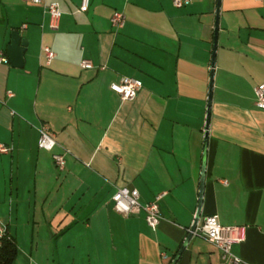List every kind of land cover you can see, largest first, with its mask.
Wrapping results in <instances>:
<instances>
[{"label":"crops","instance_id":"1","mask_svg":"<svg viewBox=\"0 0 264 264\" xmlns=\"http://www.w3.org/2000/svg\"><path fill=\"white\" fill-rule=\"evenodd\" d=\"M80 1L44 0L61 11L52 25L42 5L0 0V53L7 59L12 30L28 40L22 67L0 62V224L17 246L11 264H170L198 205L216 0H90L84 12ZM114 11L125 16L118 29ZM122 77L142 82L131 100L110 88ZM261 83L264 0H219L199 222L246 226L232 246L246 264H264ZM42 125L51 150L37 146ZM121 186L142 203L161 195L155 231L143 212L114 210ZM175 264L226 263L192 236Z\"/></svg>","mask_w":264,"mask_h":264},{"label":"built area","instance_id":"2","mask_svg":"<svg viewBox=\"0 0 264 264\" xmlns=\"http://www.w3.org/2000/svg\"><path fill=\"white\" fill-rule=\"evenodd\" d=\"M32 4L42 5L44 10L49 14L51 23H55L61 16V11L57 2L44 3V0H29ZM261 1V0H258ZM172 5L181 8L189 4L190 0H171ZM90 0H81L78 11L84 12L88 9ZM125 16L121 11H114L110 17L111 25L118 29L123 26ZM42 52L45 57L46 64H49L54 57L53 51L44 46ZM6 57L0 53V62H6ZM82 68H91L92 65L88 60L82 59L79 63ZM112 91L120 96L123 100L133 99L142 88V82L134 77H122L118 83L110 85ZM255 95V104L258 108L264 110V83L258 84L253 88ZM39 137L37 146L40 149L51 150L55 144L53 135L48 131L46 126L42 125L38 129ZM8 151V147L0 143V152ZM54 163L62 167L64 165V157L61 154H52ZM161 195H157L153 200L140 202L139 193L136 188L127 186L117 187L113 192L111 199L113 208L122 215L143 212L144 220L147 226L155 231L161 219V213L158 201ZM6 232L5 228L0 224V239ZM193 236H199L213 244L220 252L222 260L226 264H246L241 258L232 252V246L239 244L245 239L246 226L244 225H222L217 215H208L197 223Z\"/></svg>","mask_w":264,"mask_h":264},{"label":"water","instance_id":"3","mask_svg":"<svg viewBox=\"0 0 264 264\" xmlns=\"http://www.w3.org/2000/svg\"><path fill=\"white\" fill-rule=\"evenodd\" d=\"M218 6L219 0H216V11H215V22H214V30H213V41H212V55L210 62V77L208 84V95H207V106H206V116H205V125H204V143H203V153H202V165H201V173H200V185H199V195H198V205L196 209V213L193 218V222L190 225L188 230V234L174 255L170 264H175L182 251L186 247L190 238L193 236V231L196 228V225L199 221L200 217V207L202 200V190H203V182H204V172H205V162H206V145L208 138V125H209V116H210V103H211V93H212V79L214 72V56L216 49V35H217V27H218ZM28 44V40L26 38L21 37L18 30H12L10 32V42L5 48L7 60L11 67L20 68L24 64L23 54L26 50Z\"/></svg>","mask_w":264,"mask_h":264},{"label":"trees","instance_id":"4","mask_svg":"<svg viewBox=\"0 0 264 264\" xmlns=\"http://www.w3.org/2000/svg\"><path fill=\"white\" fill-rule=\"evenodd\" d=\"M15 240L5 232L0 239V264H11L16 256Z\"/></svg>","mask_w":264,"mask_h":264}]
</instances>
